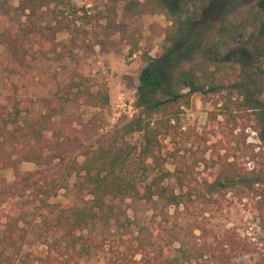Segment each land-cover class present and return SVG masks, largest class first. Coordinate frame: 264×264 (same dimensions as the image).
Wrapping results in <instances>:
<instances>
[{
  "label": "rangeland",
  "instance_id": "374dc122",
  "mask_svg": "<svg viewBox=\"0 0 264 264\" xmlns=\"http://www.w3.org/2000/svg\"><path fill=\"white\" fill-rule=\"evenodd\" d=\"M68 1L79 10L75 15L70 14L69 8L60 0H50L48 5L39 7L34 13L28 9L21 11L19 0L7 1L6 12L0 13V31L17 37V47L11 50L23 56V61H13L8 49L9 35L0 40V101L4 95L16 92L21 103L17 124L21 126L38 112H44L47 104H43V98L51 99L49 109L53 125L50 131L42 134V143L59 139L64 145L53 154L60 156L59 160L75 156L81 162L82 157L77 155L81 146L93 145L103 130L136 112L132 103L139 72L147 56L155 58L170 48L168 33L173 30V23L169 9L178 0H138L133 14L124 10V0ZM255 2L208 0L196 23L203 27L208 25L210 30L206 31L212 36L213 28L222 18L240 21L255 11ZM190 9L195 10V7ZM52 40L64 44L62 55L51 51ZM257 42L254 33L248 29L244 36L232 42L226 54L228 61H214L208 70H215L216 75L226 70V74L234 79L236 75L247 77L258 90L254 98L264 101V57L255 60L253 56ZM69 49L71 54L66 51ZM59 50L60 47L56 48V52ZM176 56L175 70L192 66L199 59L198 54L190 49L178 51ZM221 64L225 69L220 68ZM74 73H79L83 80L80 82L74 78ZM210 76L201 73L197 81L204 84ZM100 85L105 86L109 97L104 108L88 106L74 93L66 94L67 86L71 87V92H76L77 88L94 91ZM229 95L227 91L191 95L188 106L182 107L180 114L182 127L175 144L181 148L180 152L190 147L191 142H194L192 149L198 151L202 147L201 137L207 139L206 145L217 138L226 140L221 133L225 129L220 123L223 118L218 110ZM231 96L235 98V94ZM214 114L216 119L211 121ZM242 118L238 125L241 122L248 124L243 131L240 125H228V129L234 128L233 135L237 138H227L230 155L223 163L231 164L242 177L225 182L224 188H209L208 184L216 175L223 174L220 175L223 180L226 174L216 157L210 159L209 150L204 155L207 167L204 163L195 167L194 180L189 184V199L178 208H162L154 203L124 199L107 201L101 209H92L88 203L90 197L73 187L75 176L71 174L69 189L58 190L48 203L71 208L72 212L66 213L65 217L72 221L83 218L76 232L92 241L81 253L79 264H106L109 249L126 242L131 245L141 243L147 251L159 248L166 251L170 247L172 264H264V140L258 137L253 121ZM10 131L12 133V128ZM139 136L135 134L128 140L138 146ZM27 139L18 136L14 141L8 135L1 144L10 159L6 161L8 166L0 170V212L6 213L7 202L11 200L9 185L20 183L23 175H30L37 168L36 163L28 159L32 158L29 151L34 140L28 142ZM223 153L221 150L220 154ZM45 168L48 169L42 167ZM166 168L173 170L170 163ZM26 198L33 210L25 221L19 223L24 231L16 241L5 244L8 264H23L28 253L42 256L45 242L59 236L52 231L45 238L39 236L44 229L43 217L48 211L38 207V199L29 195ZM0 219L2 236L5 218ZM228 236L235 242L250 245V251L232 250L224 244L227 258L221 260L216 254L217 245ZM101 244H104L102 248ZM182 245L185 250L194 249L188 260L178 252ZM135 258L139 259L140 255Z\"/></svg>",
  "mask_w": 264,
  "mask_h": 264
},
{
  "label": "trees",
  "instance_id": "16d2710c",
  "mask_svg": "<svg viewBox=\"0 0 264 264\" xmlns=\"http://www.w3.org/2000/svg\"><path fill=\"white\" fill-rule=\"evenodd\" d=\"M7 1L0 0L2 14L6 12ZM49 1L19 0V8L21 11L28 9L30 13H34L39 7L48 5ZM124 1V10L135 13L138 0ZM207 2L208 0L203 2L178 0L177 4L169 9L173 23V30L168 33L170 48L155 58L147 56L146 63L137 78V90L132 103L136 112L130 118L124 117L118 124L103 130L93 145L81 146L77 153L82 157L81 162L75 156L59 160L60 156L53 154L64 145V142H59V139L47 144L42 143V134L50 131L53 125L49 109L51 99L43 98V104H47L44 112H38L29 122L18 126L17 120L21 112L18 105L21 103L16 98V92L2 97L0 101V170L8 166L6 161L10 159L7 150L1 145L8 135L14 141H17L18 136L27 137L28 142L29 139L34 140V145L29 151L32 158L28 159L36 163L37 168L30 175H23L24 179L20 180V183L9 185L8 191L12 193L11 200L7 202L6 213L3 210L0 212V218H5V229L2 236L0 235V264L9 263L5 244L16 241V237L24 231L19 223L25 221L27 215L33 210L28 206L27 195L38 199V207L48 211V215L43 217L44 229L39 236L45 238L49 231L59 236L45 242L46 249L42 256L26 254L23 264H79L81 253L92 241L76 232L83 218L76 215L78 218L72 221L65 217L66 213L72 212L71 208L48 203L49 198L53 197L58 190L69 189L68 179L71 174L75 176L73 187L77 192H85L90 197L88 203L92 209H101L107 201L124 199L154 203L162 208H178L189 199V184L194 180L195 167L199 163H204L207 167L208 162L204 158L207 151L210 150V159L216 157L218 164L226 163L230 155L228 146L230 141L227 138L229 137L230 140L237 138L233 135L234 128L228 129L229 124L240 125L243 131L248 124L241 122L238 125V120L245 117L247 121H253L258 137L264 140V101L254 98V95L258 93L255 83L252 80L249 81L247 77L245 79V76L236 75L234 79L226 74V70L222 72L220 68L225 69L224 64H221L220 68L216 67V70L222 74L216 75L215 70H208L210 65H214V61L227 60L226 54L232 42L244 36L248 29L254 33L258 41L253 53L254 59L264 57V0H256L255 11L247 14L248 16L240 21L222 18L213 28L212 36L206 31V29L210 30L208 25L203 27L196 23L200 11L206 7ZM60 3L67 6L72 15L79 11L69 4L68 0H60ZM191 6H194L195 10H191ZM8 35L7 32L0 31V40L6 39ZM9 37L11 40L8 42V49L13 61H23V56L11 50L17 47V37L10 35ZM71 41L74 43L73 39ZM51 45L52 52L58 55L64 53L63 43L52 40ZM59 47L60 50L56 52V48ZM188 49L198 54V62L187 68L175 70L177 52ZM66 51L71 54V49ZM201 73L211 75L210 80L199 84L197 80ZM74 78L80 82L83 80L79 73H74ZM71 91V87L67 86L66 94L74 93L76 98H83L88 106L104 108L109 103L108 92L103 85L98 86L94 91L90 88H77L76 92ZM222 91L230 94L218 110L223 118L220 123L227 130V133L225 130L220 132L225 135L226 140L217 138L212 144L206 145L207 139L201 137L202 147L198 151L192 149L194 142H191L190 147H185L183 152H180L181 148H177L175 144L181 133L182 107L188 106L190 97L195 92L220 93ZM232 94H235V98L231 96ZM215 119L214 114L210 120L215 121ZM135 134L140 135L138 146L128 140ZM188 139L187 137L186 140ZM186 143L187 141L184 145ZM221 150H224L223 154H220ZM262 156L264 158V153ZM57 159L60 162L54 163ZM168 163L173 166L172 171L166 168ZM43 166L48 169H42ZM223 166L225 168L223 172L226 173L223 180L220 176L223 174L216 175L208 184L209 188L221 189L225 187V182H232L235 178L242 177L241 173L231 167V164L230 166L223 164ZM50 167H52L51 170H49ZM170 179L172 182H169ZM224 244L232 250L250 251L251 249L250 245L235 242L228 236L217 245L216 254L221 260L227 258ZM103 246L104 244H101L100 247ZM252 249L256 251L255 248ZM109 250L110 256L106 264L173 263L169 258L172 252L170 247L166 251L163 248L147 251L141 243L131 245L126 242L122 246ZM178 252L184 260H188L194 249L185 250L182 245L178 248ZM136 255H140V258L136 259ZM199 256L202 257V254ZM213 258L217 259L216 255H213Z\"/></svg>",
  "mask_w": 264,
  "mask_h": 264
}]
</instances>
